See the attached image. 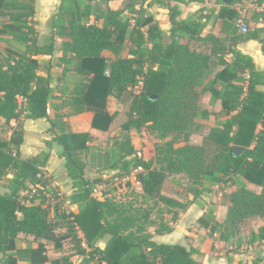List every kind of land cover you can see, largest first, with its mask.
<instances>
[{
  "label": "trees",
  "instance_id": "16d2710c",
  "mask_svg": "<svg viewBox=\"0 0 264 264\" xmlns=\"http://www.w3.org/2000/svg\"><path fill=\"white\" fill-rule=\"evenodd\" d=\"M35 1L0 0V20L6 17V21L0 22V41L12 43L5 48L4 61L0 60V119L9 125L21 116L48 117V103L54 106L56 98L55 87L50 85L52 75L69 71L86 80L75 90V109L92 112L93 128L108 130L116 112L109 111L107 97L119 98L130 87L128 118L121 130L145 129L161 141L155 142L154 158L145 160L134 149L130 135L123 134L117 144L115 165L124 182H107L101 176L87 178L80 152L87 148L89 132L63 128L56 132L58 118L54 117L47 129L51 139L45 143L48 147L53 144L59 147L58 156L63 163L55 177L59 178L58 173L63 171L72 180L74 190L67 198L78 205L72 211L63 207L64 198L52 202L46 196V192L54 191L40 167L48 152L20 157L18 146L24 131L17 124L8 139L0 140V264H17L14 241L18 232L52 239L55 249H60L63 238L70 237L76 252L84 255V264H203L191 257L193 248L152 239L147 230L152 224L147 207L106 195L133 185L127 178L133 171L144 198L169 206L183 207V204L163 195L164 187L198 197L210 192L212 185L230 181L233 188L227 192L225 221L222 224L214 221L212 210L198 218V224L211 232L222 225L236 227L245 217L259 216L264 222V72L255 68L250 56L232 51L234 58L229 63L220 57L224 67L211 84H221L222 88H210L211 101L221 100L222 117L216 119L217 125L203 136L201 144L186 142L175 146L180 138L187 140L196 128L197 118H208L211 114L199 106L210 54L191 49L187 41L179 42L177 37L186 34L196 41H210L213 48L218 37L202 35L204 25L193 19L177 20L176 7L165 5L171 24L167 40L152 16L145 8H136L134 0H126L121 9L106 7L105 23L101 26L84 20L94 0H85L84 7L80 0H61L50 32L39 36L34 20ZM123 12L128 16L123 17ZM56 36L60 38L58 44ZM249 38H258L255 30L244 33L240 39ZM259 41L264 53V38ZM124 44L128 46L125 56L107 60L102 55L103 50L115 51ZM217 49L222 50V46ZM56 50L60 55L55 62L50 59L41 63L36 58L38 54L52 56ZM72 61L74 65L70 68ZM53 67H61L62 71L54 74ZM233 145L245 149L234 153ZM172 174H182L185 185L170 177ZM236 176L260 186V192L234 180ZM4 179L6 190L1 191ZM36 184H41L45 191L36 189L30 193L31 186ZM101 185L108 187V191H101L106 195L103 199L93 195L95 187ZM51 211L64 220L66 233H54L49 220ZM103 238L106 243L100 249L95 243ZM250 239L264 241V225L257 233H251ZM46 260L45 247L38 243L31 249V264H44ZM244 264L263 262L257 256Z\"/></svg>",
  "mask_w": 264,
  "mask_h": 264
},
{
  "label": "crops",
  "instance_id": "0c3cea01",
  "mask_svg": "<svg viewBox=\"0 0 264 264\" xmlns=\"http://www.w3.org/2000/svg\"><path fill=\"white\" fill-rule=\"evenodd\" d=\"M81 1V7L87 3L85 0ZM135 7H143L146 13L152 16L157 23L163 38L168 40L170 35V21L168 10L165 5L176 7L179 11L177 20L193 19L194 22L202 23V35L214 34L218 37V43L213 48L210 41H196L184 34L181 38L177 37L179 42H188L191 49L196 51H203L210 54L208 63V70L203 78V93L199 102L201 109L211 113L208 118H197L196 128L192 130L187 138L181 139L175 146L183 145L186 142L189 144L199 145L203 140V136L207 135L210 128L217 125L216 119L222 117L221 100L217 99L211 101V88L216 90L222 88L221 84H211L215 74L220 71L224 64L222 60L229 63L234 58L232 51H238L242 54L248 55L253 59L255 68L264 72V53L261 48L259 38H264V0H134ZM126 0H109L104 3L101 0H94L90 2L89 11L84 17L87 23L103 25L105 23V8L111 10L121 9ZM61 0H36L35 6V28L40 36L43 31H49L52 28L53 22L47 23L48 19L54 17L58 11ZM123 17H127L126 12L122 13ZM239 21L244 22L248 31H253L258 34V38H249L241 40L244 35L238 27ZM133 23V20L131 19ZM47 23V24H45ZM46 25L45 28H43ZM56 44L60 38L55 37ZM222 46V50L217 49ZM150 47V43L146 44ZM228 49V50H227ZM128 52L127 44L115 51L103 50L102 55L107 60H112L118 56H125ZM60 55V51L56 50L52 56L45 54H38L36 58L39 62L44 63L51 59L55 62ZM74 65V61L70 63V68ZM57 70L62 71L61 67H56ZM59 74V73H57ZM247 76V72L243 74ZM53 80L51 86L55 87L54 106L48 103L47 113L48 117L37 119L20 117L18 121H12L9 125L4 123V119H0V136L3 135V127H7L8 131L5 137H0V140L8 139L13 129L20 125L24 131L23 138L18 146V152L21 158H28L38 154L41 151H47L48 157L41 163L42 172L48 178L57 184V187L63 192L67 198L74 190L71 186L72 180L66 176V173L60 171L57 176L55 174L62 166V159L58 156L59 147L53 144L48 147L45 143L46 139H51V134L47 129L51 125V120L57 116L54 130L59 132L63 130H70L72 132H89L91 139L87 143V148L80 152V156L85 162L84 176L87 178L106 177L117 175L120 170L115 163H117L118 150L117 144L120 143L123 134L130 135L131 143L134 149L141 153L143 159L150 160L155 156V142L161 139L156 134H152L145 129L140 132L130 129L129 131L121 130V125L128 118V109L130 104L129 92L132 88L117 98L114 95L107 97L108 109L110 112H116L113 120L109 125L108 130H100L93 128L91 125L92 112L81 110L77 111L75 105V90L77 86L81 85L82 79L80 75H72L71 72H66L64 75H52ZM135 89V88H134ZM264 90V88H263ZM63 92V95H62ZM129 101V102H127ZM213 113H220L214 115ZM114 165V166H113ZM135 172H131L128 177L133 180V185L124 187L126 191L129 190L124 198H120L118 191L107 193V196L115 200L123 202H134V206L147 207L150 211L149 220L152 224L147 230L152 233V239L158 243H181L187 248H193L194 252L191 257L203 264H244L251 261L253 257L260 256L264 264V241H251V233H257L258 228L264 225L263 220L259 216L245 217L236 227L231 225H222L215 231L211 232L198 224V218L205 215L208 210L213 212V220L222 224L225 221L227 208L229 205L227 192L232 190L233 186L230 181L226 184H215L211 186L208 193L201 194L194 197L191 193L182 195L169 187L162 188V194L172 198L181 204L179 206H169L163 202H154L144 198L141 193V185L135 180ZM182 174H172L180 181ZM8 177V176H7ZM127 177V178H128ZM234 180L242 181L247 188L260 192L261 187L248 182L241 176H236ZM6 179L2 182L1 191H5ZM185 185V183H183ZM134 191V194L131 192ZM97 195V194H93ZM106 195L101 192L96 197L103 199ZM131 195L129 198L127 196ZM139 198V203L135 204L136 198ZM135 198V199H134ZM148 202H151L148 204ZM78 205L70 204L64 206L65 209L76 211ZM49 220L53 224L54 233L56 235L66 233V225L64 220L58 218L53 211L49 214ZM249 225L247 232L244 231L243 225ZM157 230V232H155ZM81 236V233H78ZM41 243L45 247V254L47 260L44 264H84V255L76 252L75 245L70 237L63 238L60 249H55V243L52 239L36 238L32 234L18 232L15 237L14 252L17 259V264H31V249ZM106 240L99 239L95 246L100 249L104 248ZM82 245L86 247L82 241ZM89 250L90 248L87 247ZM63 260V261H62ZM66 260L69 261L66 262ZM54 262V263H53Z\"/></svg>",
  "mask_w": 264,
  "mask_h": 264
},
{
  "label": "rangeland",
  "instance_id": "374dc122",
  "mask_svg": "<svg viewBox=\"0 0 264 264\" xmlns=\"http://www.w3.org/2000/svg\"><path fill=\"white\" fill-rule=\"evenodd\" d=\"M52 16L48 19V21H47V23L48 24H50V22H51V20H52ZM4 21H6V17H2L1 18V20H0V22L1 23H3ZM47 23H45V24H47ZM46 27V25L43 27V28H45ZM50 31H49V29L47 30V31H43V33H42V35L40 34V36H43V35H45V34H48ZM5 36V35H4ZM12 43L11 42H8V41H0V60H2V61H4V59H5V48L6 47H11L12 45H11ZM52 72H54V74L56 73H60L61 71L60 70H57V68L56 67H53L52 68ZM128 97V99H130V95L129 96H127ZM127 102H129V101H127ZM7 131H8V128L7 127H3V133H4V136L3 135H1L0 137L2 138V137H5V134H7ZM161 141V140H160ZM159 141V142H160ZM120 175L121 174H117V175H114V176H106L105 177V179L107 180V182H111V181H116V182H124V179L122 178L121 179V177H120ZM179 178L181 179V180H183L182 182L183 183H186V179L183 177V175H181V176H179ZM126 179V178H125ZM128 180H130V178L128 177ZM131 181V180H130ZM131 182H133V180L131 181ZM103 189V190H102ZM101 191H108V187H106V186H103V185H101V186H99V190L97 191V192H95V194H100V192ZM118 193H119V196H120V198L122 199V198H124V195H127L128 193H129V190L128 191H126V189L125 188H121L120 189V191H118ZM96 195V196H97ZM131 195H129V196H127L128 198L130 197ZM136 198V197H135ZM134 198V199H135ZM135 201H136V203L135 204H138L139 203V198H136L135 199ZM151 202H148V204H150ZM248 224L247 225H243V227H244V231L245 232H247V229H248Z\"/></svg>",
  "mask_w": 264,
  "mask_h": 264
},
{
  "label": "built area",
  "instance_id": "2783aa9c",
  "mask_svg": "<svg viewBox=\"0 0 264 264\" xmlns=\"http://www.w3.org/2000/svg\"><path fill=\"white\" fill-rule=\"evenodd\" d=\"M237 27H238V29L242 32V33H246V32H248V27H247V25L244 23V22H242V21H239L238 23H237ZM106 73H108V71H106ZM45 175V174H44ZM46 176V175H45ZM46 177H48V176H46ZM48 180H49V182H50V185H51V187L54 189V191L53 192H50V191H48V192H46V196L47 197H51V201L53 202V201H56V200H58V199H60L61 197L62 198H64L63 199V207L64 206H67V205H70L71 203L69 202V200H68V198H66L65 196H64V194H63V192L57 187V184L55 183V182H52L49 178H48ZM36 189H40V190H42V191H45L44 189L45 188H43V186L41 185V184H36L35 186H31V191H30V193H33V192H35V190ZM99 190V186H96L95 187V189H94V191H93V194L95 193V192H97ZM64 196V197H63ZM68 210V209H67Z\"/></svg>",
  "mask_w": 264,
  "mask_h": 264
},
{
  "label": "water",
  "instance_id": "95a60500",
  "mask_svg": "<svg viewBox=\"0 0 264 264\" xmlns=\"http://www.w3.org/2000/svg\"><path fill=\"white\" fill-rule=\"evenodd\" d=\"M232 149H233V152H234V153H240V152H242L245 148L242 147V146H239V145H233Z\"/></svg>",
  "mask_w": 264,
  "mask_h": 264
}]
</instances>
